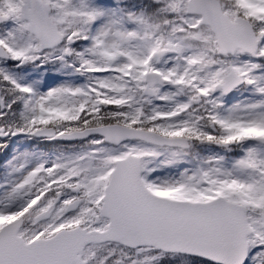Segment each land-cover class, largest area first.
Returning a JSON list of instances; mask_svg holds the SVG:
<instances>
[{"label":"snow or ice","instance_id":"1","mask_svg":"<svg viewBox=\"0 0 264 264\" xmlns=\"http://www.w3.org/2000/svg\"><path fill=\"white\" fill-rule=\"evenodd\" d=\"M0 264H264V0H0Z\"/></svg>","mask_w":264,"mask_h":264}]
</instances>
